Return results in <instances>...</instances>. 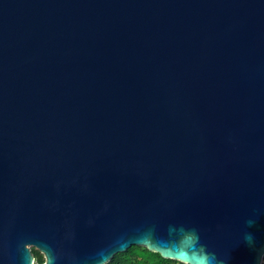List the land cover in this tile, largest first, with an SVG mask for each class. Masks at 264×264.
Returning a JSON list of instances; mask_svg holds the SVG:
<instances>
[{
  "label": "water",
  "instance_id": "95a60500",
  "mask_svg": "<svg viewBox=\"0 0 264 264\" xmlns=\"http://www.w3.org/2000/svg\"><path fill=\"white\" fill-rule=\"evenodd\" d=\"M189 231L263 264L264 0H0V264Z\"/></svg>",
  "mask_w": 264,
  "mask_h": 264
},
{
  "label": "clouds",
  "instance_id": "9594fccd",
  "mask_svg": "<svg viewBox=\"0 0 264 264\" xmlns=\"http://www.w3.org/2000/svg\"><path fill=\"white\" fill-rule=\"evenodd\" d=\"M186 236L191 247L183 249L179 245L153 244L152 239L141 237L148 241L147 246L140 250L147 258L145 264H227V260L218 258L200 242L195 231L187 232ZM246 240L251 243L252 237L249 235Z\"/></svg>",
  "mask_w": 264,
  "mask_h": 264
},
{
  "label": "trees",
  "instance_id": "16d2710c",
  "mask_svg": "<svg viewBox=\"0 0 264 264\" xmlns=\"http://www.w3.org/2000/svg\"><path fill=\"white\" fill-rule=\"evenodd\" d=\"M143 247L133 246L124 253H119L108 264H145L146 257L143 255ZM36 264H43L44 257L37 250L32 249ZM264 264V258H263Z\"/></svg>",
  "mask_w": 264,
  "mask_h": 264
},
{
  "label": "rangeland",
  "instance_id": "374dc122",
  "mask_svg": "<svg viewBox=\"0 0 264 264\" xmlns=\"http://www.w3.org/2000/svg\"><path fill=\"white\" fill-rule=\"evenodd\" d=\"M32 249H35V248H32ZM36 250V249H35Z\"/></svg>",
  "mask_w": 264,
  "mask_h": 264
}]
</instances>
